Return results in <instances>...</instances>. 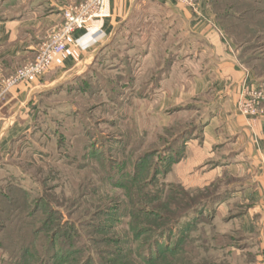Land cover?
<instances>
[{"label":"rangeland","instance_id":"rangeland-1","mask_svg":"<svg viewBox=\"0 0 264 264\" xmlns=\"http://www.w3.org/2000/svg\"><path fill=\"white\" fill-rule=\"evenodd\" d=\"M27 1L0 0V20L19 13ZM207 9L208 16L221 27L233 53L250 64L246 67L239 62L254 74L261 87L263 96L259 107L264 112V76L252 70L253 66L263 64L258 59H264V0H207ZM200 16H203L201 10ZM192 27L177 8L137 1L119 30L103 43L100 57L38 95L31 131L0 155L2 209L7 211L9 206L16 205L14 199L18 195L11 185L24 188L34 198L48 194L67 201L64 207L55 208L59 211V216H54L59 217L57 221L47 217L43 210L44 214L37 212L30 219L42 229L53 230L57 223L65 225L62 236L56 238L57 248L52 250L54 258L49 264L61 262L70 249L84 251L91 245L89 237L103 239L99 232H91L96 231L91 226L95 219L91 213L97 205L110 200L114 205L124 202L137 208L139 194L131 188L113 186L114 183L129 186L137 162L141 165L140 181L150 177L152 168L163 173L181 155L186 140L173 151L164 152L165 149L172 146L183 131L199 126L211 114V107L203 99H192L196 81L203 75V70L199 71L203 65L195 60L200 43L192 36ZM225 28H230L235 40ZM235 43L242 44L236 49ZM162 77L164 79L159 81ZM152 153L153 157L144 158ZM108 161L114 167L112 172L106 169ZM123 173L130 179H121ZM166 177L160 175L156 186L178 185L174 188L193 192L198 200L216 193L211 187L192 190L181 183L173 184ZM93 182L103 183L104 189L97 191ZM153 192V197L141 198L156 205V209L166 204L176 208L175 200L170 198L172 193L165 197L162 191ZM211 209L198 222H193V228L196 231L207 228L210 234L208 224L212 221L215 234L233 238L231 242L221 239L218 243L225 241L228 247L222 249L218 245L216 250L211 249L210 254L218 264L261 263L263 248L257 237L240 233L241 237L235 242L239 228L229 222L234 211L217 216L216 207V216L212 219ZM98 225L102 226L101 221ZM186 225L187 222L184 227ZM182 230L178 227L170 233L167 244L173 247ZM199 234L194 232L193 236ZM25 242V237H17L14 230L4 234L0 242V264H28ZM214 245L211 242L210 247Z\"/></svg>","mask_w":264,"mask_h":264},{"label":"crops","instance_id":"crops-1","mask_svg":"<svg viewBox=\"0 0 264 264\" xmlns=\"http://www.w3.org/2000/svg\"><path fill=\"white\" fill-rule=\"evenodd\" d=\"M85 1L28 0L19 13L0 20V155L31 131L38 95L69 73L91 65L103 43L143 0H110L111 17L94 22L90 33L77 32L45 75L7 88V79L32 64L61 27L64 10ZM144 1L177 8L193 26L191 34L200 43L195 60L203 65L199 70L203 75L192 99H203L212 110L200 135L186 142L182 159L166 179L192 190L216 186L227 192L217 216L234 211L229 222L257 237L263 248L259 264H264V113L253 119L239 109L245 86L261 87L254 74L239 64L221 27L208 16L207 0H191L203 16L178 0Z\"/></svg>","mask_w":264,"mask_h":264},{"label":"trees","instance_id":"trees-1","mask_svg":"<svg viewBox=\"0 0 264 264\" xmlns=\"http://www.w3.org/2000/svg\"><path fill=\"white\" fill-rule=\"evenodd\" d=\"M225 32L230 35V38L235 40L234 33L231 32L230 28H225ZM232 39L231 41L234 44ZM242 43H235L236 49ZM244 43L247 44L248 42L245 40ZM100 55L101 51L98 53L96 59L100 57ZM236 57L238 62L242 65L246 67L250 65L248 61L245 62L240 55ZM251 61H254V59ZM257 61L263 62V64L253 66L252 70L255 74L257 73L258 76L263 78L264 59H258ZM171 65L172 61L169 62L168 67L170 68ZM162 79H164V77L159 81ZM211 115L212 114H209L206 120L201 121L199 126L191 128L190 131H183L180 137L175 138L172 146L165 149L164 152L170 151L171 149L173 151L178 145L182 144L184 139L186 140L182 144L181 155H178L163 173L158 169L152 168L150 177L140 181L141 165L137 162L134 164V170L136 171L129 186H126V183H114L113 186L120 185L125 190H130L131 188L133 192L136 191L137 194H139V198L136 202L137 208L133 209L129 203L127 204L124 202L114 205L110 200L107 202H105V200L104 203L97 205L95 210L91 213L92 217L95 218L92 219L94 221H92L91 226L96 231L91 232H99L98 234L104 236L103 239L95 240L89 237L88 241L91 244L90 246H87L84 251L80 249L75 252L70 249L67 255L65 254L62 261L58 264H173L174 262L175 264H218L210 254L211 249L213 251L216 250L217 247L215 246L218 245H221L222 249L226 248L228 244L226 245L225 241L221 244L218 243L222 242L221 239H226L231 242L233 238L215 234L214 227L211 225L212 221L208 224L211 229L210 234L207 232V228L203 227L196 231V228H193L195 227L193 226V222H198L200 218H203L207 210L211 207L213 211L210 212H213V219L216 216V207L225 200L227 192H223L219 187L211 186L216 193L208 199L198 200L195 198V195L192 194L193 192H187L184 188H174V186L177 187L178 185L168 186L163 184L156 186L158 177L160 175L164 177L167 176V174L171 172L173 166L179 163L183 157L186 142L200 135L201 129L207 124ZM196 131H198L197 134H195ZM154 154L156 155L158 152ZM154 154H149L144 158L153 157ZM106 169H109V172L114 170V167L110 166L109 161ZM147 171L148 169L145 173H147ZM108 175L110 176L111 173H108ZM120 176L121 179H130L125 173ZM42 183L45 184V181ZM93 184L99 192L105 187L103 183L102 185H98L93 182ZM11 188L15 189L14 192L17 193L18 198L14 199L16 205L13 204L9 206L7 211L0 207V242L4 239V234L6 235L14 230V235L17 237H25L26 239L24 253L25 261H27L28 264H49L54 258L52 250L57 248L56 238L62 236L61 232H64L65 225L57 223L54 225L55 227L53 230L48 227L42 229L38 227V225L30 222V219L35 217L37 212L43 213L44 211L46 216L48 215L47 217L51 216L53 217L51 220L57 221L59 217L54 216H59V211L55 208L57 206L61 208L64 207V203L66 204L67 201L48 194L34 198L20 186L11 185ZM167 189L170 190L167 191ZM153 191L158 193L162 191L165 197L166 194L168 196V193H172L170 198L175 200L176 208L172 209V207H169L170 204H166V206L164 205L162 208L156 209L158 208L156 205L146 201L145 198H141L153 197ZM166 200L168 202L169 198L167 197ZM96 202H98V199ZM143 205L147 207H142ZM122 210L124 211L122 212ZM8 215H11L10 218H7ZM12 216H15L16 219H12ZM122 218H126V220L124 221ZM100 221L102 223L101 227L98 225ZM83 222L88 221L83 220ZM186 222L188 226L186 225V227H184ZM93 224L95 225L93 226ZM119 225L125 227L121 228ZM178 227H181L183 230L177 235L176 244L171 247L167 244L168 242L166 239L168 235ZM192 230H194L193 233ZM194 232H200V234L193 236ZM236 233L239 234L235 237V242L241 237L240 233L243 234L244 232L238 230ZM209 235H211L212 238H210ZM211 242L216 245L210 247ZM83 252L87 254L83 255Z\"/></svg>","mask_w":264,"mask_h":264},{"label":"built area","instance_id":"built-area-1","mask_svg":"<svg viewBox=\"0 0 264 264\" xmlns=\"http://www.w3.org/2000/svg\"><path fill=\"white\" fill-rule=\"evenodd\" d=\"M178 1L189 6L195 14L200 15V10L191 0ZM109 17H111L110 0H87L77 6L67 7L63 12L64 22L61 27L52 33L48 44L43 47L40 55L32 64L7 79V88L24 80H33L45 75L51 68L55 56L66 51L67 45L77 32L87 31L90 33L94 22H102ZM244 93L239 102L241 113L252 118L263 114L264 112L259 107V101L263 96L261 90L245 86Z\"/></svg>","mask_w":264,"mask_h":264}]
</instances>
